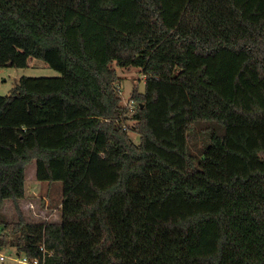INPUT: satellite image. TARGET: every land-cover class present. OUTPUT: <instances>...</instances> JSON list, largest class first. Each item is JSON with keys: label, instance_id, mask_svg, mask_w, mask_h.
Returning <instances> with one entry per match:
<instances>
[{"label": "trees", "instance_id": "1", "mask_svg": "<svg viewBox=\"0 0 264 264\" xmlns=\"http://www.w3.org/2000/svg\"><path fill=\"white\" fill-rule=\"evenodd\" d=\"M0 249L44 264H264V0H0ZM144 91L121 106L111 67ZM132 121L133 126L128 122ZM139 136L135 144L129 137ZM60 182L26 221V166Z\"/></svg>", "mask_w": 264, "mask_h": 264}, {"label": "rangeland", "instance_id": "2", "mask_svg": "<svg viewBox=\"0 0 264 264\" xmlns=\"http://www.w3.org/2000/svg\"><path fill=\"white\" fill-rule=\"evenodd\" d=\"M111 67L114 69L116 75L119 78L117 88L121 96V106L131 110L136 105V103L131 99L132 92L144 91V76L142 71L134 67L120 68L117 67L115 63H112ZM23 76L39 80L41 78L59 77L60 74L49 68L45 63L38 59L29 60L27 68L2 67L0 68V96L7 95L19 78ZM128 125L133 126V122L129 121ZM129 137L135 144L138 143L139 136L136 134V132L130 131ZM35 169L36 165L34 161L26 166L25 175L28 186L26 190L27 197H23L19 204L17 202L18 208L22 212L26 221L31 223H40L42 220L33 218V216H31V210H26V207H28L30 203L34 204V211L43 212V214L49 218V222L58 221L61 210L60 203L62 201L61 183L54 182L50 184H43V186L40 188L38 184H36L39 183V181H36L34 177ZM39 197H45L48 203L41 205V199H39ZM14 218L15 208L13 203L7 200L1 202L0 221H11L14 220ZM15 252L16 249L14 248H10L8 250L0 249V255L5 257V260L3 262L0 261V264H16L12 261V257L14 256ZM20 257H22V255Z\"/></svg>", "mask_w": 264, "mask_h": 264}, {"label": "built area", "instance_id": "3", "mask_svg": "<svg viewBox=\"0 0 264 264\" xmlns=\"http://www.w3.org/2000/svg\"><path fill=\"white\" fill-rule=\"evenodd\" d=\"M26 208L29 209V210H33L34 211V206H33L32 203H30L28 205V207H26ZM33 215L35 217H39L40 216V215H37L35 213ZM42 220H46V217H42ZM43 223H46V222H43ZM40 251L42 252V257H40L39 259H34L32 261H29L24 256L20 257L19 255L14 254V256L12 257V261L14 263H16V264H44V260H45V249H44V246L43 245L40 247ZM4 260H5V257L3 255H0V261L3 262Z\"/></svg>", "mask_w": 264, "mask_h": 264}, {"label": "crops", "instance_id": "4", "mask_svg": "<svg viewBox=\"0 0 264 264\" xmlns=\"http://www.w3.org/2000/svg\"><path fill=\"white\" fill-rule=\"evenodd\" d=\"M35 177V176H34ZM36 184H38V186L41 188L42 186H43V184H49V183H47V182H39V183H36ZM27 182H26V178H25V184H24V189H25V193H24V197L26 196L27 197V192H26V190H27ZM23 199V198H22ZM21 199V200H22ZM39 199H41V205L42 204H47L48 203V201H47V199L45 198V197H39ZM21 200H19L18 201V204L20 203V201ZM43 200V201H42ZM60 205H61V203H60ZM33 206H34V204H33ZM24 208V207H23ZM25 209V208H24ZM26 210H28L27 208H26ZM59 210H60V208H59ZM37 214V215H40L39 217H35L33 214ZM31 216H33V218H35V219H41L42 220V217H46L44 214H43V212H38V211H33V210H31ZM43 222H49V218L48 217H46V220H42V223ZM52 222V221H51ZM41 223V222H40Z\"/></svg>", "mask_w": 264, "mask_h": 264}]
</instances>
